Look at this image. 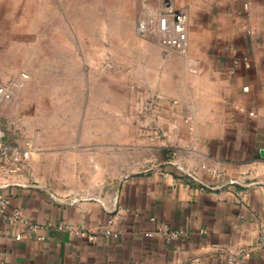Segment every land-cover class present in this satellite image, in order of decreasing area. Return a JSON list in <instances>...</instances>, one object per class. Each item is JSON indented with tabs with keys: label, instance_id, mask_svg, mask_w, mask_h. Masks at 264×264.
Masks as SVG:
<instances>
[{
	"label": "crops",
	"instance_id": "0c3cea01",
	"mask_svg": "<svg viewBox=\"0 0 264 264\" xmlns=\"http://www.w3.org/2000/svg\"><path fill=\"white\" fill-rule=\"evenodd\" d=\"M166 1L188 16L185 91L145 92L90 151L32 140L0 194L36 227L0 217V264H264V0Z\"/></svg>",
	"mask_w": 264,
	"mask_h": 264
},
{
	"label": "rangeland",
	"instance_id": "374dc122",
	"mask_svg": "<svg viewBox=\"0 0 264 264\" xmlns=\"http://www.w3.org/2000/svg\"><path fill=\"white\" fill-rule=\"evenodd\" d=\"M167 2L0 0V84L15 91L11 102L0 101V117L10 136L21 143L44 138L50 155L73 153L105 121L137 126L145 92L185 91L184 53L154 30H139ZM115 131L116 149L126 153L122 144L130 142L137 156L138 141Z\"/></svg>",
	"mask_w": 264,
	"mask_h": 264
},
{
	"label": "built area",
	"instance_id": "2783aa9c",
	"mask_svg": "<svg viewBox=\"0 0 264 264\" xmlns=\"http://www.w3.org/2000/svg\"><path fill=\"white\" fill-rule=\"evenodd\" d=\"M188 16L184 10L173 7L169 2L165 8L156 16L144 18L139 23L141 32L154 30L162 43L169 47L177 48L180 51H185L188 45L187 34ZM24 76L27 78L28 74ZM15 91L7 83L0 84V101L11 102ZM36 149L31 139H25L20 142L13 139L8 132V126L0 117V181L7 179L13 174L30 171L32 169V160ZM7 186L10 181H6ZM0 184V187L4 186ZM0 217L5 218L12 223L29 224L30 229L36 226L30 224V220L25 213L16 206H12L10 197L0 194ZM164 233L172 238L182 234V230L162 228ZM18 234V237H21Z\"/></svg>",
	"mask_w": 264,
	"mask_h": 264
}]
</instances>
